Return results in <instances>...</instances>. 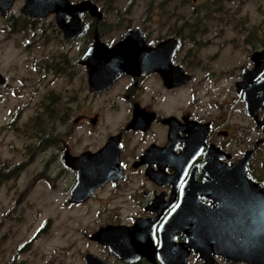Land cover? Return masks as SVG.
<instances>
[{
    "label": "flooded vegetation",
    "instance_id": "af4514ba",
    "mask_svg": "<svg viewBox=\"0 0 264 264\" xmlns=\"http://www.w3.org/2000/svg\"><path fill=\"white\" fill-rule=\"evenodd\" d=\"M17 1L0 7L5 31L30 29L46 45L76 49L34 64L42 78H85L70 96L48 92L40 126L45 164L67 181L62 201L98 207L95 227L80 230L83 264L86 252L105 264H249L225 256L224 234L240 214L256 218L246 202L264 191V0L233 8L228 0H141L134 18L140 0L123 8L121 0H69L86 6L77 28L68 27L72 13L60 16L67 33L55 11L32 15ZM132 31L137 71L90 87L84 53ZM186 85L187 101H178Z\"/></svg>",
    "mask_w": 264,
    "mask_h": 264
},
{
    "label": "rangeland",
    "instance_id": "374dc122",
    "mask_svg": "<svg viewBox=\"0 0 264 264\" xmlns=\"http://www.w3.org/2000/svg\"><path fill=\"white\" fill-rule=\"evenodd\" d=\"M128 1L121 0L120 8ZM22 3L18 0L15 9ZM138 4L133 18L140 11L141 0ZM235 5L236 0L226 2L230 8ZM248 5L242 14H248ZM3 23L0 20V71L6 76L0 85V168L5 165L10 169L2 173L0 169V264H10L13 259L22 264H83L88 243L80 230L87 225L86 232H90L95 227L98 207L71 206L62 201L59 188L67 181L58 178L56 166L48 169L45 164L40 126L41 103L50 102L47 94L67 88L70 96L84 77L67 83L57 74L42 71L47 77L43 79L34 67L48 54L62 50L73 54L76 49L67 44L46 45L30 29L8 33ZM187 91L188 85L177 90L178 101H187ZM15 164L19 165L16 169Z\"/></svg>",
    "mask_w": 264,
    "mask_h": 264
},
{
    "label": "water",
    "instance_id": "95a60500",
    "mask_svg": "<svg viewBox=\"0 0 264 264\" xmlns=\"http://www.w3.org/2000/svg\"><path fill=\"white\" fill-rule=\"evenodd\" d=\"M11 2L12 0H0V7H8ZM85 6L83 1L70 3L69 0H25L23 11L38 16H44L50 11H55L58 22L61 15L72 13L75 19L72 20L68 27L73 29L79 25L78 16ZM59 23L67 33L68 28L61 24V22ZM134 32L136 31L129 32L112 47L96 43L87 49L81 62L86 64L90 87L102 89L109 86L124 71H137V65L141 64L137 58L139 54L137 46L139 45L140 47L141 44L136 41L133 43V40L136 38L133 35ZM95 57L98 58L95 59ZM186 79L187 77L184 76L177 78L175 82L179 83ZM3 82L4 77L0 74V83ZM103 154L104 149L90 155L102 157ZM244 163L245 159H242V165ZM100 174H104V177L108 176L107 172ZM78 187L75 185L73 189H77ZM244 191V187L241 186V193ZM246 203L251 205L253 209H256V218L246 220L243 214H240L242 217L231 223L233 225L230 231L224 234V242H227L224 245L225 256L231 260H245L249 264H264V191L258 187L256 195L253 196V201H247ZM244 205V201H241V206L243 207ZM107 229L106 227L102 228L99 233L104 234ZM84 261L85 264H105L91 252L84 254Z\"/></svg>",
    "mask_w": 264,
    "mask_h": 264
},
{
    "label": "trees",
    "instance_id": "16d2710c",
    "mask_svg": "<svg viewBox=\"0 0 264 264\" xmlns=\"http://www.w3.org/2000/svg\"><path fill=\"white\" fill-rule=\"evenodd\" d=\"M19 165L18 164H15L14 166H13V168L14 169H16L17 167H18ZM1 167V166H0ZM12 168V167H11ZM1 169V173L5 170V172L8 170V169H10V168H8V166H6L5 167V165L2 167V168H0ZM10 264H22V261H18V260H16V259H13V260H11V262H10Z\"/></svg>",
    "mask_w": 264,
    "mask_h": 264
}]
</instances>
